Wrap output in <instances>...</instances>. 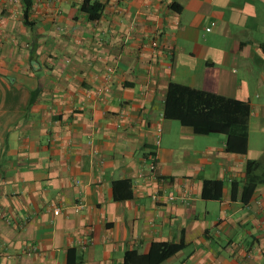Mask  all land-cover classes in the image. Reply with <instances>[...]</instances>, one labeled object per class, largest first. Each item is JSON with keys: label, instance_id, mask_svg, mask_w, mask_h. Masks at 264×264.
I'll return each mask as SVG.
<instances>
[{"label": "crops", "instance_id": "crops-1", "mask_svg": "<svg viewBox=\"0 0 264 264\" xmlns=\"http://www.w3.org/2000/svg\"><path fill=\"white\" fill-rule=\"evenodd\" d=\"M82 1L0 0V264H264V0ZM170 81L247 103L246 145L164 117Z\"/></svg>", "mask_w": 264, "mask_h": 264}, {"label": "trees", "instance_id": "trees-1", "mask_svg": "<svg viewBox=\"0 0 264 264\" xmlns=\"http://www.w3.org/2000/svg\"><path fill=\"white\" fill-rule=\"evenodd\" d=\"M101 8L102 5L97 0H83L80 6V10L87 13L89 19L99 17ZM249 113V105L243 101L203 91L176 81H170L167 85L162 112L164 117L190 126L194 133L224 134L229 147L233 144L242 147L246 145ZM256 166L255 160H248L245 164L243 200L248 199L258 182H264V173L255 174ZM216 184L218 185L219 182L205 179L202 195L207 197L216 195L210 192L211 186ZM122 186L128 188L130 182L126 179L112 182L113 198L124 197L123 193L118 192V188ZM182 245V242H152L146 254H138L134 250L126 251L124 264H158L173 255Z\"/></svg>", "mask_w": 264, "mask_h": 264}, {"label": "built area", "instance_id": "built-area-1", "mask_svg": "<svg viewBox=\"0 0 264 264\" xmlns=\"http://www.w3.org/2000/svg\"><path fill=\"white\" fill-rule=\"evenodd\" d=\"M214 23H211V25H213ZM206 30H210V26H208V27H206ZM106 72L107 73H110L111 72V68L110 67H107L106 68ZM149 169H154V163H151L150 165H149ZM60 212V208L58 207V206H55L54 208H53V213L54 214H58Z\"/></svg>", "mask_w": 264, "mask_h": 264}, {"label": "rangeland", "instance_id": "rangeland-1", "mask_svg": "<svg viewBox=\"0 0 264 264\" xmlns=\"http://www.w3.org/2000/svg\"><path fill=\"white\" fill-rule=\"evenodd\" d=\"M221 136H223L222 134H220ZM213 136H215V135H213ZM217 136H219V135H217Z\"/></svg>", "mask_w": 264, "mask_h": 264}]
</instances>
